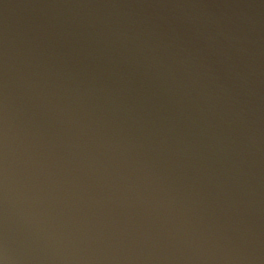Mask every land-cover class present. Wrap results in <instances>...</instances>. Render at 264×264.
<instances>
[{
  "label": "clouds",
  "instance_id": "9594fccd",
  "mask_svg": "<svg viewBox=\"0 0 264 264\" xmlns=\"http://www.w3.org/2000/svg\"><path fill=\"white\" fill-rule=\"evenodd\" d=\"M0 264H264V0H0Z\"/></svg>",
  "mask_w": 264,
  "mask_h": 264
}]
</instances>
